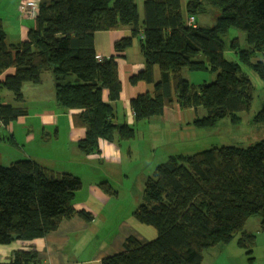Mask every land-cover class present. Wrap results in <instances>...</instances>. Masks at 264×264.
Wrapping results in <instances>:
<instances>
[{"label": "trees", "instance_id": "obj_1", "mask_svg": "<svg viewBox=\"0 0 264 264\" xmlns=\"http://www.w3.org/2000/svg\"><path fill=\"white\" fill-rule=\"evenodd\" d=\"M216 11L220 15L213 27L193 28L181 0H145L142 23L136 0H56L39 7L28 40L16 45L8 43L0 20V77L16 69L0 80V92L7 90L23 102L24 85H39L42 74L51 72L58 105L79 111L77 124L86 128L78 143L81 152H98L101 140L132 141L135 126L116 123L113 105L103 98L107 91L113 103L122 94L116 57L99 61L95 49L97 32L130 27L132 36L117 42L115 50L119 56L140 38L146 68L130 83L155 87L154 95L144 93L131 101L137 123L162 116L177 103L182 110H206L194 121L197 127H213L227 117L236 124L238 114L250 110L255 93L243 65L264 83V0H189L187 6L190 17ZM231 29L241 34L228 42ZM228 51L239 61L228 60ZM257 54L261 59L253 62ZM155 67L160 71L157 82ZM185 70L211 71L216 79L195 85L184 77ZM1 101L0 93L4 125L26 114ZM255 121L264 125V105ZM101 186L116 194L108 183ZM82 187L79 177L32 160L0 164V245L44 238L75 215L93 221L91 213L74 208ZM254 216H260L264 232V140L247 148L222 146L193 156H169L148 177L144 200L134 213L136 220L157 230V238L147 244L129 238L125 252L104 258L102 264H202L207 250L227 245L237 235L239 246L251 255L256 236L245 227ZM6 264L40 261L36 250L17 251Z\"/></svg>", "mask_w": 264, "mask_h": 264}, {"label": "crops", "instance_id": "obj_2", "mask_svg": "<svg viewBox=\"0 0 264 264\" xmlns=\"http://www.w3.org/2000/svg\"><path fill=\"white\" fill-rule=\"evenodd\" d=\"M26 0H0V20L3 22L7 41L16 45L28 40L29 31L35 27L36 19L22 15L20 5ZM39 7L49 5L56 0H34ZM145 0H136L140 23L144 21ZM189 0H181L186 21ZM196 23L200 24L197 22ZM200 26V25H199ZM132 36L130 27L118 30L97 32L95 49L103 60L116 57L119 75L122 82V94L117 102H110L109 94L104 91L103 98L114 107V121L135 126L136 138L132 141L110 142L101 140L99 151L86 155L78 147V143L86 137V128L77 124L79 111H67L58 105L55 93L54 77L51 72L42 74L39 85L25 84L22 90L23 102L14 105V95L2 90L1 103L25 109L26 114L4 125L0 130V161L14 163L19 160H32L56 173H70L82 180L83 187L76 194L74 208L86 211L94 217L86 221L79 215L64 219L59 228L44 238L34 241H16L8 245H0V264L9 263L15 252L36 250L40 264H102L106 257L126 251L127 239H137L142 244L149 243V238L157 237L154 229L136 220L134 213L139 206L135 201L130 207L120 206L119 199L124 190L119 179L130 182L131 171L148 170L147 175L154 172L153 162L144 168L136 158L141 143L136 144L138 136L148 143V150H162V144L175 143L171 136L184 131L186 126L193 125L197 116L205 113L182 110L176 103L166 108L162 116L153 117L137 123L131 101L138 95L150 93L154 95L153 84L140 82L130 83V78L146 68L145 58L141 52L140 41L133 39V44L125 52L119 54L115 50L117 42ZM190 71H184V77L193 82ZM16 73L15 68L8 69L0 80ZM74 76H70L71 81ZM160 79V71L155 67V80ZM164 139V141H162ZM160 141V142H157ZM169 157V156H168ZM145 177V176H144ZM143 183L147 180L142 177ZM108 183L116 192L107 194L101 184ZM118 186V187H117ZM133 189V190H132ZM134 191L133 186L130 187ZM144 200V199H143ZM249 222V221H248ZM257 225L245 230L255 234L256 244L249 255L238 241L207 250L202 264H264V232ZM151 227V226H150ZM153 228V227H151ZM156 230V229H155ZM239 239V238H238ZM245 251V252H244ZM253 257L254 261L250 262ZM248 258V259H247Z\"/></svg>", "mask_w": 264, "mask_h": 264}, {"label": "rangeland", "instance_id": "obj_3", "mask_svg": "<svg viewBox=\"0 0 264 264\" xmlns=\"http://www.w3.org/2000/svg\"><path fill=\"white\" fill-rule=\"evenodd\" d=\"M219 15L220 13L216 11L215 13L210 12L206 14H198L195 16V18L197 19V22L200 23V26L213 27L216 24V19L219 17ZM239 34L241 33L238 32V30L231 29L230 34L227 37L228 42L232 38L240 36ZM241 37H243L241 47L244 49L248 48L245 35L242 34ZM137 41H141L140 38H137ZM257 55L258 56L253 58V62L261 59V55ZM226 58L230 61H239L238 56L231 51L226 52ZM243 70L250 77L255 87V93L250 110L238 114V123L235 124L230 117H227L225 119L219 120L213 127L201 128L195 126L194 124L186 126L184 131H180L179 134L171 136V140L175 138V143L172 142L170 145L164 143L162 144V150L164 151L163 154L161 151H159L160 147L156 152L148 150V143L142 137V135H139L136 144L141 143L139 152L142 150L144 152L143 154L139 153L136 155V158L138 161H140V165H144V168H147V166L153 162L152 164L155 170L157 166L164 163L168 159V156H193L211 148L222 146L247 148L261 140H264V125H259L255 121L257 114L262 110L264 105V83L250 67L243 65ZM189 73L192 75L194 80L191 83L195 85L210 84L216 79V73L211 71H190ZM13 104L18 105L16 100L13 102ZM202 111L205 113V115L207 114L204 108H200L199 113H202ZM164 140L166 139L163 138L162 141ZM0 162L2 163V160ZM4 164H6L5 166L11 165V163ZM148 170L146 169L141 172L132 170L130 182L123 181V179L118 180L117 184H122L124 188L122 196L119 199L120 206L130 207L135 201H137L139 205L143 202L145 182L143 183L142 177L145 178V180L148 179ZM131 186L134 188V191L132 192L129 190ZM260 221V216H254L250 218L248 227L250 228L254 225H257L258 222L260 223ZM151 227L148 226V228L154 229L153 231H157L154 227ZM156 234V236H158V232H156ZM146 238H149V242H151L157 237H153L152 239H150V237ZM238 238L239 235L234 238L233 243H236Z\"/></svg>", "mask_w": 264, "mask_h": 264}, {"label": "built area", "instance_id": "obj_4", "mask_svg": "<svg viewBox=\"0 0 264 264\" xmlns=\"http://www.w3.org/2000/svg\"><path fill=\"white\" fill-rule=\"evenodd\" d=\"M39 9V5L34 0H26L20 5V11L22 15L29 17V18H36L37 12ZM188 26L196 28L198 24L196 23L195 17H189L186 21ZM99 61H103L101 57H97ZM4 126L3 120L0 116V130Z\"/></svg>", "mask_w": 264, "mask_h": 264}]
</instances>
